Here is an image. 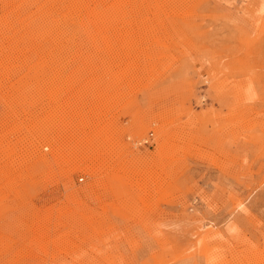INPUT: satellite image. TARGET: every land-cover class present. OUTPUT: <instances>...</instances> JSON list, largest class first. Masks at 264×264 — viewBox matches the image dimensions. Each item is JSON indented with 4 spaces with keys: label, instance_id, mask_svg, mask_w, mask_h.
Segmentation results:
<instances>
[{
    "label": "rangeland",
    "instance_id": "rangeland-1",
    "mask_svg": "<svg viewBox=\"0 0 264 264\" xmlns=\"http://www.w3.org/2000/svg\"><path fill=\"white\" fill-rule=\"evenodd\" d=\"M83 1L0 0V264H264V0Z\"/></svg>",
    "mask_w": 264,
    "mask_h": 264
},
{
    "label": "bare ground",
    "instance_id": "bare-ground-1",
    "mask_svg": "<svg viewBox=\"0 0 264 264\" xmlns=\"http://www.w3.org/2000/svg\"><path fill=\"white\" fill-rule=\"evenodd\" d=\"M3 1H4V0H3ZM17 1H18V0H17ZM79 1H80V0H79ZM81 1H83V0H81ZM85 1H86V0H85ZM87 1H88V0H87ZM87 1H86V2H87ZM99 1H100V0H99ZM99 1H96V2H99ZM24 2H26V1H24ZM72 2H73V1H72ZM74 2H75V1H74ZM77 2H78V0H77ZM83 2H84V1H83ZM75 3H76V2H75ZM89 3H90V2H89ZM83 4H84V3H83ZM73 5H75V4L73 3ZM73 5H72V7H73ZM85 5H86V4H85ZM86 6H87V5H86ZM67 7H68V6H67ZM80 7H81V6H80ZM69 8H70V5H69ZM96 9H97V8H96ZM0 10H1V9H0ZM71 10H72V9H71ZM2 11H3V10H2ZM71 13H72V12H71ZM71 13H70V14H71ZM7 15H8V14H7ZM6 18H7V17H6ZM106 44H107V43H106ZM0 45H1V44H0ZM118 46H119V45H118ZM110 47H111V46H110ZM114 47H115V46H114ZM119 47H120V46H119ZM1 48H2V47H1ZM1 48H0V49H1ZM3 48H4V47H3ZM111 48H112V47H111ZM120 48H121V47H120ZM6 50H8V49H6ZM120 50H121V49H120ZM3 51H4V50H3ZM8 51H9V50H8ZM7 53H8V52H7ZM12 56H13V55H12ZM10 60H11V59H10ZM6 61H7V60H6ZM6 70H7V69H6ZM9 72H10V71H9ZM126 78H127V77H126ZM3 84H4V83H3ZM62 84L64 85V83H62ZM69 84H70V83H69ZM63 85H62V86H63ZM65 87H66V86H65ZM65 87H64V88H65ZM74 87H75V86H74ZM59 88H60V87H59ZM82 89H84V88H82ZM74 90H75V89H74ZM76 90H77V89H76ZM64 91H65V90H64ZM77 91H78V90H77ZM77 91H75V92L78 93ZM57 92H58V91H57ZM59 92H60V90H59ZM66 92H67V91H66ZM75 92H74V93H75ZM81 92H82V90H81ZM85 92H86V91H85ZM69 93H70V92H69ZM69 93H68V94H69ZM59 94H61V93H59ZM90 94H91V93H90ZM56 95H57V94H56ZM58 96H59V95H58ZM62 96H63V94H62ZM71 96H72V95H71ZM78 96H79V95H78ZM89 96H90V95H89ZM73 97H74V96H73ZM57 98H58V97H57ZM71 98H72V97H71ZM91 99H92V97H91ZM69 100H70V98H69ZM100 100H101V99H100ZM77 101H78V100H77ZM81 101H82V100H81ZM91 102H92V101H91ZM79 103H80V102H79ZM91 104H92V103H91ZM62 105H64V104H62ZM66 105H67V104H66ZM94 105H95V104H94ZM96 105H97V104H96ZM107 105H108V104H107ZM54 106H55V105H54ZM82 106H83V105H82ZM100 106H102V105H100ZM57 107H60V106H57ZM62 107H63V106H62ZM64 108H65V106H64ZM100 108H101V107H100ZM50 109H51V108H50ZM60 109H61V107H60ZM72 109H73V108H72ZM74 109H75V108H74ZM81 109H82V108H81ZM83 109H85V108H83ZM64 110H65V109H64ZM75 110H76V109H75ZM75 110H74V111H75ZM76 111H77V110H76ZM78 111H80V108L78 109ZM82 111H83V110H82ZM84 111H85V110H84ZM84 111H83V112H84ZM96 111H97V110H96ZM52 113H53V112H52ZM74 113H76V112H74ZM77 113H78V112H77ZM97 113H98V111H97ZM83 114H84V113H83ZM101 114H102V113H101ZM66 115H67V114H66ZM73 115H74V114H73ZM73 115H72V116H73ZM77 115H78V114H77ZM77 115H76L75 117L77 118V121H78V118H79V117H77ZM97 115H98V114H97ZM56 116H57V114H56ZM79 116H80V113H79ZM81 116H82V113H81ZM65 117H66V116H65ZM73 117H74V116H73ZM82 117H83V116H82ZM69 118H70V117H69ZM72 119H73V118H72ZM89 120H90V119H89ZM97 120H98V119H97ZM70 121H71V120H70ZM80 121H81V119H80ZM99 121H100V120H99ZM73 122H75V121H73ZM73 122H72V123H73ZM79 123H83V122L81 121V122H79ZM79 123H78V124H79ZM84 124H85V123H84ZM91 124H92V122H91ZM65 125H66V124H65ZM67 125H69V124H67ZM75 125H76V122H75ZM80 125H81V124H80ZM80 125H78V126H80ZM61 126H62V125H61ZM81 126H82V125H81ZM84 126H85V125H84ZM97 126H98V125H97ZM65 127L67 128V126H65ZM71 127H72V125H71ZM73 127H74V126H73ZM73 127H72V128H73ZM82 127H83V126H82ZM72 128H71V129H72ZM87 128H88V127H87ZM69 129H70V128H69ZM71 129H70V130H71ZM73 129H74V128H73ZM57 130H58V129H57ZM60 130H61V129H60ZM63 130H64V129H63ZM79 130H80V129H79ZM72 131H73V130H72ZM72 131H71V132H72ZM58 132H60V131H57V133H58ZM64 132H65V131H64ZM66 132H67V131H66ZM69 132H70V131H69ZM73 133H74V132H73ZM66 134H67V133H66ZM75 134H76V132H75ZM64 135H65V134H64ZM54 136H55V135H54ZM59 136H60V135H59ZM61 136H62V134H61ZM66 136H67V135H66ZM87 136H88V134H87ZM71 137H72V136H71ZM55 138H56V137H55ZM59 138H60V137H59ZM59 138H58V139H59ZM61 138H65V137L62 136ZM66 138H67V137H66ZM66 138H65V139H66ZM79 138H80V137H79ZM43 140H44V139H43ZM43 140H42V141H43ZM47 141H48V140H47ZM53 141H54V140H53ZM57 141H58V140H57ZM63 141H64V140H63ZM63 141H62V142H63ZM67 141H68V140H67ZM78 141H79V140H78ZM50 142H51V141H50ZM60 142H61V140H60ZM81 142H82V140H81ZM48 143H49V141H48ZM52 143H53V142H52ZM64 143H67V142L64 141ZM64 143H63V144H64ZM75 143H76V142H75ZM46 144H47V143H46ZM49 144H50V143H49ZM58 144H59V143H58ZM69 144H70V140H69ZM79 144H82V143H79ZM50 145H51V144H50ZM52 145H54V143H53ZM52 145H51V146H52ZM66 145H67V144H66ZM59 146H60V144H59ZM62 146H63V145H62ZM67 146H68V145H67ZM69 146H70V145H69ZM75 146H76V144H75ZM53 147H55V146H53ZM60 147H61V146H60ZM79 147H80V145H79ZM62 148H65V147H62ZM77 148H78V146H77ZM77 148H76V149H77ZM55 149H56V148H55ZM55 149H54V150H55ZM66 149H67V148H66ZM66 149H62V150H66ZM68 149H69V148H68ZM73 149H74V148H73ZM80 149H81V148H78V150H80ZM52 150H53V149H52ZM58 150H59V149H58ZM55 151H56V150H55ZM55 151H54V153H55ZM60 151H61V150H60ZM60 151H59V152H60ZM89 151H90V150H89ZM61 152H62V151H61ZM61 152H60V153H61ZM64 152H65V151H64ZM67 152H69V151H67ZM72 152H73V151H72ZM74 153H75V152H74ZM63 154H64V153H63ZM66 154H67V153H66ZM56 155H58V151H57V154H56ZM54 156H55V154H54ZM58 156H59V155H58ZM62 156H63V155H62ZM56 157H57V156H56ZM58 158H60V157H58ZM84 160H85V159H84ZM79 161H80V159H79ZM81 163H83V160H81ZM78 165H79V164H78ZM86 168H87V167H86ZM92 170H93V169H92ZM239 208H240V207H239ZM200 240H201V239H200ZM197 242H198V241H197Z\"/></svg>",
    "mask_w": 264,
    "mask_h": 264
}]
</instances>
